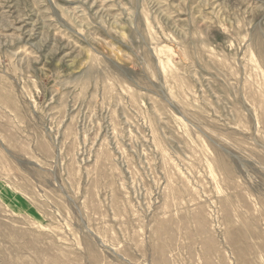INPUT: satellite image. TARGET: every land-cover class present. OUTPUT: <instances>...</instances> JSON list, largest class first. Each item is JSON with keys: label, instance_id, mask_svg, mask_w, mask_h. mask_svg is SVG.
Returning <instances> with one entry per match:
<instances>
[{"label": "rangeland", "instance_id": "1", "mask_svg": "<svg viewBox=\"0 0 264 264\" xmlns=\"http://www.w3.org/2000/svg\"><path fill=\"white\" fill-rule=\"evenodd\" d=\"M0 264H264V0H0Z\"/></svg>", "mask_w": 264, "mask_h": 264}]
</instances>
